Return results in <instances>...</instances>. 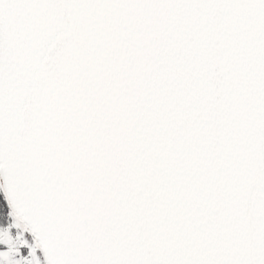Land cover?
Segmentation results:
<instances>
[{
  "label": "snow or ice",
  "instance_id": "snow-or-ice-1",
  "mask_svg": "<svg viewBox=\"0 0 264 264\" xmlns=\"http://www.w3.org/2000/svg\"><path fill=\"white\" fill-rule=\"evenodd\" d=\"M0 264H264V0H0Z\"/></svg>",
  "mask_w": 264,
  "mask_h": 264
}]
</instances>
